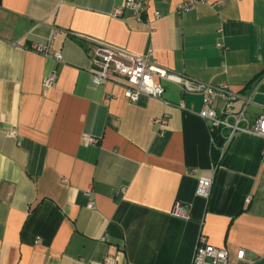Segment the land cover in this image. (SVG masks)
Returning <instances> with one entry per match:
<instances>
[{
  "label": "crops",
  "instance_id": "crops-1",
  "mask_svg": "<svg viewBox=\"0 0 264 264\" xmlns=\"http://www.w3.org/2000/svg\"><path fill=\"white\" fill-rule=\"evenodd\" d=\"M123 1L0 0V264H191L200 237L227 249L226 264H243L240 249L264 264L263 138L235 135L213 173L208 124L195 113L202 96L164 81L161 98L130 102L120 83L92 82L86 38L151 47L170 71L226 81L251 95L253 121L264 109V0L185 13L175 11L184 0H146L143 20L163 13L151 23L113 17ZM53 27L64 31L53 42L60 63L26 49ZM202 173H213L208 197L195 194ZM175 203L188 219L171 214Z\"/></svg>",
  "mask_w": 264,
  "mask_h": 264
},
{
  "label": "built area",
  "instance_id": "built-area-1",
  "mask_svg": "<svg viewBox=\"0 0 264 264\" xmlns=\"http://www.w3.org/2000/svg\"><path fill=\"white\" fill-rule=\"evenodd\" d=\"M210 0H184L175 6V11L185 13L193 10L199 3H208ZM125 10L130 11L136 21L151 23L163 16L160 11H153L151 18L143 20L146 11V0H124L123 3L113 7L111 15L122 17ZM64 32L59 27H53L51 34L45 42H33L26 49L36 52L54 60L62 62V53L53 45L58 33ZM92 42L90 53V67L88 69L92 82L101 85L112 81L120 83L123 87V96L130 102H136L140 97L161 98L164 93L163 82L178 84L184 92L200 94L202 104L195 113L204 119L209 128L211 147L217 151L218 162L228 145L239 133L260 136L264 141V109L253 121L246 116V108L251 102V95L233 90L226 81L218 83H204L196 81L162 67L155 59L150 47L144 54H136L126 49L86 37ZM17 44L16 41L13 42ZM216 46L224 50L226 47L219 42ZM56 78V72L50 73L43 81L45 89L50 88ZM164 103H167L164 101ZM178 106L183 108L182 101ZM168 115L163 114L154 121L163 126ZM15 135L16 130L9 131ZM86 143H96L97 139L91 136L82 137ZM262 166L264 167V143L262 147ZM213 163V173L217 167ZM211 175L199 174L196 179L195 194L200 197H208L212 184ZM89 194V191H86ZM88 208H93L94 203H87ZM171 214L183 219L190 217L189 211L181 204L175 203ZM102 240V238H100ZM229 253L227 249L208 243L204 237L198 239L191 264H226ZM236 259L243 264H253L252 260L244 256L242 249L236 253ZM103 264H115V259L105 256Z\"/></svg>",
  "mask_w": 264,
  "mask_h": 264
},
{
  "label": "trees",
  "instance_id": "trees-1",
  "mask_svg": "<svg viewBox=\"0 0 264 264\" xmlns=\"http://www.w3.org/2000/svg\"><path fill=\"white\" fill-rule=\"evenodd\" d=\"M212 151H213V155H212V160H213V163L214 164H217L218 163V158H217V151L215 148H212Z\"/></svg>",
  "mask_w": 264,
  "mask_h": 264
}]
</instances>
